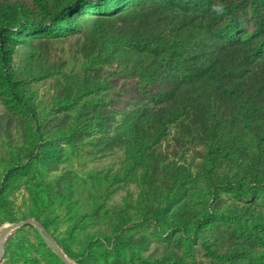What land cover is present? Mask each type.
I'll return each mask as SVG.
<instances>
[{
  "label": "rangeland",
  "instance_id": "374dc122",
  "mask_svg": "<svg viewBox=\"0 0 264 264\" xmlns=\"http://www.w3.org/2000/svg\"><path fill=\"white\" fill-rule=\"evenodd\" d=\"M142 1L76 0L69 16L117 17ZM213 2L224 14L207 12L205 1L203 16L235 21L239 32L204 27L205 46L240 43L235 73L264 101V0ZM68 31L30 28L0 41V56L13 63L32 49L41 54L34 78L26 79L37 122L0 77V225L36 219L77 264H264V151L249 140L248 154L242 150L234 164H214L213 147L232 130L211 92L165 108L170 79H141L135 58L114 57L108 45ZM140 110L149 136L143 158L125 127ZM42 150L48 164L34 156ZM0 264L62 263L34 226L23 225L7 237Z\"/></svg>",
  "mask_w": 264,
  "mask_h": 264
},
{
  "label": "trees",
  "instance_id": "16d2710c",
  "mask_svg": "<svg viewBox=\"0 0 264 264\" xmlns=\"http://www.w3.org/2000/svg\"><path fill=\"white\" fill-rule=\"evenodd\" d=\"M74 1L76 0H33V5L25 2H0V41L10 34H23L30 28L52 29L61 25L69 30V35L85 34L94 45H108L114 57L135 58L134 71L141 79H170V85L162 91L164 98L161 104L165 108L182 103L201 91L212 93L229 118L232 130V135L227 140L213 147L211 156L214 164L220 161L234 164L242 150L248 154L249 140H254L264 151V101L254 95L248 82L240 79L233 67L244 48L236 41L210 49L202 39L201 30L204 27L219 30L218 33L224 35L239 32L235 21L224 25L223 20L216 22L203 16L205 6L201 2L209 1V12L212 11L213 0H169L168 3L145 0L121 11L117 17L107 15L92 19L80 14L76 18L70 17L69 11ZM86 1L88 4L99 2ZM240 5L244 7L243 4L237 7ZM128 14H133V19L126 26L125 17ZM118 21L124 23V26L117 28ZM84 24H90L87 33L83 28ZM11 25H15V32L7 30ZM19 39L29 45L34 43L33 39ZM6 54L0 56V60H4L0 64V77L9 94L37 122L33 95L27 88L26 79L34 78L41 62V54L32 49L15 63L6 58ZM146 126L142 110L131 113L125 123L128 141L137 148L138 158L144 157L148 145ZM34 156L43 163H49L48 154L43 150ZM256 160L259 157L254 155L252 176L258 179L260 171L256 170ZM48 250L64 264L49 247Z\"/></svg>",
  "mask_w": 264,
  "mask_h": 264
},
{
  "label": "water",
  "instance_id": "95a60500",
  "mask_svg": "<svg viewBox=\"0 0 264 264\" xmlns=\"http://www.w3.org/2000/svg\"><path fill=\"white\" fill-rule=\"evenodd\" d=\"M23 225L34 226L42 240L45 242V244L53 251L56 256H58L63 261L64 264H77L67 255L64 249L58 245V243L46 231V229L36 219L32 217L7 222L5 225L0 226V259L2 258L4 253V244L7 237L12 233V231Z\"/></svg>",
  "mask_w": 264,
  "mask_h": 264
},
{
  "label": "clouds",
  "instance_id": "9594fccd",
  "mask_svg": "<svg viewBox=\"0 0 264 264\" xmlns=\"http://www.w3.org/2000/svg\"><path fill=\"white\" fill-rule=\"evenodd\" d=\"M212 10L217 14V15H223L225 12V6L222 3H214L212 5Z\"/></svg>",
  "mask_w": 264,
  "mask_h": 264
},
{
  "label": "bare ground",
  "instance_id": "6f19581e",
  "mask_svg": "<svg viewBox=\"0 0 264 264\" xmlns=\"http://www.w3.org/2000/svg\"><path fill=\"white\" fill-rule=\"evenodd\" d=\"M7 222L2 223L0 226L5 225Z\"/></svg>",
  "mask_w": 264,
  "mask_h": 264
}]
</instances>
